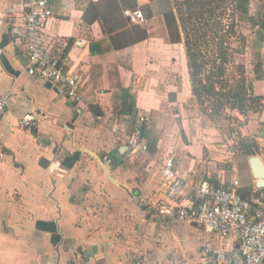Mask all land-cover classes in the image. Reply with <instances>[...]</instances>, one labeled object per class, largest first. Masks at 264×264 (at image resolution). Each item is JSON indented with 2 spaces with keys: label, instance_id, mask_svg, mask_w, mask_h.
<instances>
[{
  "label": "crops",
  "instance_id": "0c3cea01",
  "mask_svg": "<svg viewBox=\"0 0 264 264\" xmlns=\"http://www.w3.org/2000/svg\"><path fill=\"white\" fill-rule=\"evenodd\" d=\"M23 1L0 0V94L6 99L0 264H202L206 246L234 245V235L221 238L150 212L162 197V163L170 155L194 182L236 177L245 198L257 188L249 161L245 182L238 168L225 165L220 130L201 112L185 113L194 108L185 98H194L185 53V72L170 73L178 60L167 55V46H174L163 20L170 0H135L139 10L123 16L106 15L104 0L50 1L54 14L43 34L62 53L63 70L80 79L89 107L82 114L64 93L26 72L25 54L7 23ZM123 20L128 29L141 27L146 38L115 48L112 38ZM150 78L156 79L152 86ZM122 103L134 113H122ZM137 111L146 114L148 150L130 154L125 138ZM28 114L34 125L24 129L19 122Z\"/></svg>",
  "mask_w": 264,
  "mask_h": 264
},
{
  "label": "built area",
  "instance_id": "2783aa9c",
  "mask_svg": "<svg viewBox=\"0 0 264 264\" xmlns=\"http://www.w3.org/2000/svg\"><path fill=\"white\" fill-rule=\"evenodd\" d=\"M51 0H27L15 5L8 15L10 36L25 54L26 72L50 83L72 102L77 114L88 110L81 91L80 79L66 73L61 64L62 53L54 51L45 40L43 28L53 16ZM6 112V99L0 94V118ZM100 119V115H95ZM24 129L34 125L33 115L19 122ZM145 115L137 111L125 145L130 154L145 153ZM162 197L151 205L150 212L165 221L180 220L221 238L234 235L237 242L230 248L202 251V264H264V188H255L248 198L239 192L240 182L234 177L229 183L215 184L208 179L194 182L182 176L175 157L162 163Z\"/></svg>",
  "mask_w": 264,
  "mask_h": 264
},
{
  "label": "trees",
  "instance_id": "16d2710c",
  "mask_svg": "<svg viewBox=\"0 0 264 264\" xmlns=\"http://www.w3.org/2000/svg\"><path fill=\"white\" fill-rule=\"evenodd\" d=\"M252 1L170 0V7L163 14L168 42L183 46L195 103L212 123L216 118H227L229 111L243 117L257 112L264 99L251 93L244 61L247 37L241 28L244 23L254 22L250 14ZM104 2L106 15L123 16L126 10H139L135 0ZM90 7L96 11V5ZM144 38L146 32L141 27L134 25L128 29L123 20L112 41L115 48H123ZM254 73L262 76L260 62L254 65ZM121 105L122 113H134L125 104ZM238 115L228 118L239 121Z\"/></svg>",
  "mask_w": 264,
  "mask_h": 264
},
{
  "label": "rangeland",
  "instance_id": "374dc122",
  "mask_svg": "<svg viewBox=\"0 0 264 264\" xmlns=\"http://www.w3.org/2000/svg\"><path fill=\"white\" fill-rule=\"evenodd\" d=\"M250 14L254 22L252 24L244 23L241 28L243 34L247 37V47L244 56L247 67V81L250 85L251 93L264 96V77L254 73V65L260 62L262 64V73L264 74V0H253L250 6ZM157 33L158 31H156ZM167 49V55H175L176 59H178L177 64L174 66L175 68L171 66L170 73L173 75V71H178L179 68L185 72L184 60L182 59L183 47L177 44L171 48L167 46ZM178 64L180 65L179 67ZM155 80V78H150V86L154 84ZM185 99L187 106L194 103L193 110L191 108L188 109V107L185 109L186 115L191 113L199 114L200 110L198 106H195V101L189 98ZM227 113L228 117L237 114L231 111ZM143 114L146 117V114ZM228 117L216 118L213 123L224 136L219 141L222 151L218 153L228 156V158H223L225 165H229L230 168L231 166L238 168L237 170L240 171L239 178L242 182H245L249 179L245 168L248 166V158L257 155L264 161V99L257 112H250L245 117L239 115V121L231 120ZM202 123L205 125L204 128L210 127L209 122L204 117L202 118Z\"/></svg>",
  "mask_w": 264,
  "mask_h": 264
},
{
  "label": "water",
  "instance_id": "95a60500",
  "mask_svg": "<svg viewBox=\"0 0 264 264\" xmlns=\"http://www.w3.org/2000/svg\"><path fill=\"white\" fill-rule=\"evenodd\" d=\"M126 148L127 147H125V149ZM248 161H249L252 176L255 179L256 187L264 188V162L257 155L250 156Z\"/></svg>",
  "mask_w": 264,
  "mask_h": 264
}]
</instances>
